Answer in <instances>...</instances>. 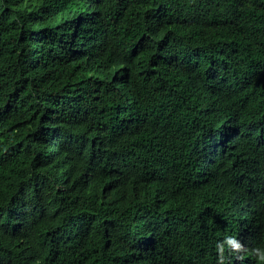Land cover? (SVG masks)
I'll return each instance as SVG.
<instances>
[{
  "label": "trees",
  "instance_id": "obj_1",
  "mask_svg": "<svg viewBox=\"0 0 264 264\" xmlns=\"http://www.w3.org/2000/svg\"><path fill=\"white\" fill-rule=\"evenodd\" d=\"M263 202L264 0H0V264H258Z\"/></svg>",
  "mask_w": 264,
  "mask_h": 264
},
{
  "label": "clouds",
  "instance_id": "obj_2",
  "mask_svg": "<svg viewBox=\"0 0 264 264\" xmlns=\"http://www.w3.org/2000/svg\"><path fill=\"white\" fill-rule=\"evenodd\" d=\"M231 238L232 239L228 240V244L231 245V248H229L231 251L236 252V253H243L247 251L244 245L239 240H237L236 238L232 236ZM261 249H264V248L252 249V255L256 257L258 264H264V251H261ZM219 251L221 253V260L219 264H223L225 247L219 246Z\"/></svg>",
  "mask_w": 264,
  "mask_h": 264
},
{
  "label": "bare ground",
  "instance_id": "obj_3",
  "mask_svg": "<svg viewBox=\"0 0 264 264\" xmlns=\"http://www.w3.org/2000/svg\"><path fill=\"white\" fill-rule=\"evenodd\" d=\"M216 178V177H215ZM260 202V201H259ZM264 203V202H263Z\"/></svg>",
  "mask_w": 264,
  "mask_h": 264
}]
</instances>
